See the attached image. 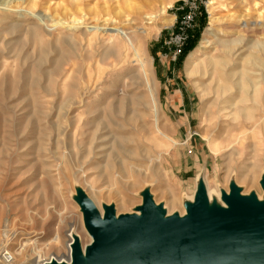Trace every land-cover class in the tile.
<instances>
[{"label":"rangeland","instance_id":"rangeland-1","mask_svg":"<svg viewBox=\"0 0 264 264\" xmlns=\"http://www.w3.org/2000/svg\"><path fill=\"white\" fill-rule=\"evenodd\" d=\"M1 1L17 7L11 9L13 14L0 13V249L12 251V264L66 256L70 229L84 253L93 239L84 222L83 198L92 203L101 219L107 209L115 219L141 217L146 200L161 210L163 219H184L201 196L206 201L203 182L197 183V176L203 175L209 186H217L229 209L224 198L233 190L264 203L261 130L255 132L258 148L241 152L242 146L236 144L218 154L210 150V145L223 146L226 137L236 134L227 127L228 122L255 112L262 100L255 91L264 83V45L260 41L264 35L235 36L219 28L226 22H264V0H215L213 4L202 0L188 38L171 60L179 42L171 33L185 13L179 0H173L165 11L173 17L172 23L143 39L135 60L124 67L120 64L122 69L108 65L112 59L103 62L99 58L102 48L93 47L104 35L90 46L91 58L72 55L66 64L67 56L59 62L58 57L65 53L62 39L66 34L54 22L86 14L87 22L101 24L104 17L118 19L122 13L121 21L141 24L144 14L158 11L166 0ZM211 14L217 18L211 33L216 43L188 60ZM191 38L195 45L178 62ZM77 48L73 51L79 52L80 46ZM210 57L217 59L228 78L222 82L230 90L228 104L242 109L231 112L228 122L222 117L217 125L208 118L203 105L208 96H202L199 88L198 71ZM135 63L142 64L140 71H135L139 70ZM244 69L250 70L246 76L251 85L242 93ZM111 104H119L121 112L108 120L103 111ZM99 114L95 130L94 122L83 125ZM166 209L171 211L167 216ZM22 248L24 257L17 254Z\"/></svg>","mask_w":264,"mask_h":264},{"label":"water","instance_id":"water-1","mask_svg":"<svg viewBox=\"0 0 264 264\" xmlns=\"http://www.w3.org/2000/svg\"><path fill=\"white\" fill-rule=\"evenodd\" d=\"M224 200L230 209L208 217L201 196L188 217L170 220L149 200L141 217L115 219L107 209L101 219L83 198L84 222L93 238L85 264H264V203L235 190ZM72 264H84L78 247Z\"/></svg>","mask_w":264,"mask_h":264},{"label":"bare ground","instance_id":"bare-ground-1","mask_svg":"<svg viewBox=\"0 0 264 264\" xmlns=\"http://www.w3.org/2000/svg\"><path fill=\"white\" fill-rule=\"evenodd\" d=\"M172 1L173 0H166V1L161 3L160 8H159L158 11H156L154 13H149V14L146 13V14H144V16L142 17L143 18V23L141 22V24L140 23L139 24H133V23L128 22L125 19H122V21H121V18H124L123 17L124 15L122 13H120L121 15L120 14L118 15V19L115 18V19L111 20L110 17H109L110 19L104 17V22L101 23V24L98 23V22L90 24L85 19V17H86L85 15L86 14L81 16V18H76V17L70 18L71 20H68V21H65V20L61 21L60 20L61 18H60L58 21L54 22V24L55 25H59V26H61L63 28V30L65 31L64 33L66 34V37L62 39L63 40L62 41V43H63L62 45L65 48V53L63 54L62 57L60 55L61 59H59V57H58L59 62L63 61L64 58H66V56H67L66 61L64 62V64H66L67 60H69V58H71L72 55H76L77 57L81 58L82 60H84L86 57L87 58H91L90 55L92 53V50H91L90 46L92 45V43L96 44V40H98V39L100 40V36L102 37V35H104V36H106L105 38H103L104 40L97 41V44H98L97 46L98 47L97 46L95 47V45L93 47L95 49H97L99 47L102 48L101 52H99V58H102V61L105 60L106 62H108V60L112 59V62H109L108 65H111L113 69L114 68L122 69V67H124L123 65L126 66L127 64H130L131 62H133L132 61L133 59L135 60V58L137 57V52L140 50V47L142 46L143 39H146V38L150 37L151 35L157 34L162 27H167L168 25H170L172 23L173 17L165 15L166 8L171 6ZM214 1L215 0H209L208 4H213ZM8 6L9 5H8V3L6 1H3V2L1 1L0 2V13L13 14L12 13L13 10H11V9H13V6H15V4L11 5L9 7ZM15 9H17V7ZM139 11H141V10H139ZM38 20H39V18H38ZM216 21H217V18L215 17V15L211 14L210 18H209L208 26L205 29V31L203 33V36H202L201 40L199 41L198 46L194 50H192V52L188 56V60L193 58L194 55H198V52H200L201 49L202 50L206 49V47H209L210 44L216 43L215 42V38L212 37L213 35L211 34L216 29ZM219 31L227 33V34L235 35V36H237V35L240 36V34H241L243 37L250 36V34L253 35L254 32H256V33L258 32L259 34L264 35V22H259L258 23L257 21H250V20H244L242 22L239 21V22H236V23L226 22L219 28ZM102 32H104V33H102ZM64 33L61 35L62 37L64 36ZM242 36H241V38H242ZM134 39L136 40V45L132 46V42H133ZM38 41H39V43H38ZM38 41H37V43L40 45V40H38ZM260 41L264 45V38H262V40H260ZM220 43H221V41L219 42V44ZM77 45L80 46V49H79L80 51L79 50H78L79 52L75 51L76 52L75 53L73 51V49L76 48V50H77L78 49ZM40 46H42V45H40ZM59 49H61V48H59ZM43 51L41 49V53L40 54H42ZM204 53H206V52H204ZM211 58H213V57H210V59L207 62H205L203 64V67L200 68L199 71H198V72H200V77H199V80H200L199 86L200 87L199 88H201L202 96L203 95H205L204 97L208 96L207 98H203L202 97L203 98V105L205 106V108H207L206 111L208 112L207 113L208 116H209L208 118L209 119H214L215 120V124L217 122H220L219 119H221L222 117H223L222 119L224 121L226 120L228 122L227 118H228V115L231 112H232L231 114H233V112L235 114V113H237V111H241L242 109L239 110V109H237V107H235V109H234L233 108L234 106H232L231 104H228V102H229V94H226V93H227V91L229 89H228L227 85H223L222 84V82L223 81H227L228 78H227L226 74L223 72V70H222L223 68H221L220 65L219 66L217 65V63H219L218 61H216L217 59H214V58L211 59ZM42 59H43V57H40V60H42ZM243 60H244V58H243ZM40 62L41 61H39L38 63H40ZM186 62H189V61H186ZM120 64H122V67H119ZM141 66H142V64H141ZM141 66H138L135 63V68L139 69V70H135V71H140ZM259 66L260 65H257L258 68H260ZM58 67L59 66H57V68ZM54 68L56 69V66ZM248 71H250V70L244 69L243 72L240 75V78L242 79V80L240 79L242 81V83L240 84V91L242 93H245V88H247V86L251 85L249 77L246 76V74H248ZM254 71H257V70H254ZM253 75H254V77L257 76L256 73H254ZM126 76H128V75H126ZM69 77H70V74L65 76L66 80ZM257 78H259V77H257ZM257 82H259V81H257ZM236 84H239V83H236ZM262 84H263L262 87H264V83L263 82H262ZM252 86L254 88L258 87V86H255L254 84ZM262 87H261V90H258V91L257 90L255 91V89H254L255 94L259 93L260 96H261V99H262V100H260V104L258 106H256L257 108L255 109V112H250L249 111L248 114L245 113L246 115H244V114L241 115L242 117H240L239 119L238 118H234L233 117L234 115H233L232 117L234 119H238V120L236 122H232V123L228 122V124H230V125H227V127L230 129V131H235L236 134L233 133V134H230V136H228L229 138L226 137V139H228V140L226 141V144L223 145V146H217L219 144L215 145V143L213 141L212 143H214V145H210V150H211V152L213 154H218L220 152V150H223V149H226V150L227 149H232V148H234V146L236 144L242 146L241 152L244 151V149L249 148V147H252V149L258 148L256 143L259 142V141L255 140V132H256V130L257 131L261 130V134L263 135V139L259 138V140L260 141L263 140V142H264V91L262 92ZM85 93H87V92H85ZM62 103H64V102H62ZM244 108H246V107H244ZM63 109H65V108H63ZM120 112H121V106L119 104L118 105H112V106H106V108L103 111V115L107 116V118L109 120V119H113V114H119ZM99 116H100V114L98 116H95L94 120H90V121L87 120L85 122V124H83V125L89 124L90 122H94V124H93L94 127L93 128L95 130L96 127H97V124H98V123H95V122H96V120L98 119ZM229 116H231V115H229ZM236 116L238 117V115H236ZM78 117H79V115H78ZM233 118H231V119L233 120ZM155 130H157V129H155ZM224 136H225V134H224ZM164 137H165V135H164ZM246 140L247 141L250 140V141L247 142ZM208 141H209V139H208ZM170 142H172V141L170 140ZM208 143H211V142H208ZM119 145H121V144H119ZM121 149H122V146H121ZM138 149H139V147H138ZM123 151H125V150H123ZM235 151H237V150H235ZM149 153H151V152H149ZM131 154H134V153H131ZM152 157H154V155ZM149 164H151V162ZM64 166H65V164H64ZM154 167H155V165H154ZM122 168H124V167H122ZM255 173L256 172H254V174ZM250 175H252V174H250ZM197 180H198L197 181L198 185H199V182L200 183L203 182V185H204V188H205V193H204V196L206 198V201H205V207H206L205 208V212H206V215L208 217H210L213 214L214 211H227V210H229L228 206L225 203L222 202L221 192L219 191L217 186L213 187V188L211 186H209L207 181H206L205 176H203V175H198L197 176ZM259 198H260V196H259ZM258 204H260V203H258ZM166 210H165V214L167 216V215H169L168 213H170L171 211L169 209H166ZM67 235L69 237V240H71V242L68 243V246H67L68 247V251H67V255L66 256L63 255L61 257V256L53 255V256L48 257L47 259H45V258H42V259L41 258H37L36 260L32 261V263L33 264H48V263H56V262H67L68 263V262L73 261V249H74V247H78L79 248V246H78V243L76 242L75 236L72 233V229L69 230ZM53 241L57 242V236H55L53 238ZM79 252H80V258H82L84 260V264H85V252L83 253L82 251H80V249H79ZM17 254H19V255L24 257L25 253H24L23 248L21 250H19L17 252ZM52 261H55V262H52ZM57 264H60V263H57ZM61 264H64V263H61ZM71 264H72V262H71Z\"/></svg>","mask_w":264,"mask_h":264},{"label":"built area","instance_id":"built-area-1","mask_svg":"<svg viewBox=\"0 0 264 264\" xmlns=\"http://www.w3.org/2000/svg\"><path fill=\"white\" fill-rule=\"evenodd\" d=\"M202 0H179L180 8L185 12L180 16L178 24L175 26L174 31L171 35H174L175 40H179L178 43H175L177 47L176 50L171 54L170 59L175 60L180 48L185 43L188 38V30L193 26V20L196 15L197 10L199 9V4ZM14 261V256L12 251L9 249H0V264H11Z\"/></svg>","mask_w":264,"mask_h":264},{"label":"trees","instance_id":"trees-1","mask_svg":"<svg viewBox=\"0 0 264 264\" xmlns=\"http://www.w3.org/2000/svg\"><path fill=\"white\" fill-rule=\"evenodd\" d=\"M204 10L202 9V24L204 23ZM197 34V33H195ZM195 37V36H194ZM195 45V39L194 38H191L187 44L185 45V48H184V51L183 53L181 54V56L179 57L178 59V62L182 59V57L184 56V54H186L193 46Z\"/></svg>","mask_w":264,"mask_h":264}]
</instances>
